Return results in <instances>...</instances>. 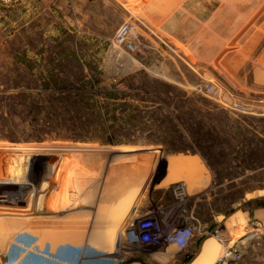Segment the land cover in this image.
Wrapping results in <instances>:
<instances>
[{
	"label": "rangeland",
	"instance_id": "rangeland-1",
	"mask_svg": "<svg viewBox=\"0 0 264 264\" xmlns=\"http://www.w3.org/2000/svg\"><path fill=\"white\" fill-rule=\"evenodd\" d=\"M193 1L0 0V179L28 184L25 207L0 205V264L127 253L124 205L155 191L173 204L179 180L209 188L200 224L231 233L207 236L191 264H222L228 247L264 264V220L251 225L260 208L247 204L264 198V0ZM125 23L134 51L114 40ZM211 35L216 55L194 58Z\"/></svg>",
	"mask_w": 264,
	"mask_h": 264
},
{
	"label": "built area",
	"instance_id": "built-area-1",
	"mask_svg": "<svg viewBox=\"0 0 264 264\" xmlns=\"http://www.w3.org/2000/svg\"><path fill=\"white\" fill-rule=\"evenodd\" d=\"M132 29V24H123L117 30L114 40L118 45L125 42L124 44L134 51L135 43L128 38ZM168 190H170L175 202L165 207L150 209L132 218L123 230V247L130 250L136 247H147L153 249L154 252L166 254L170 247L175 248L174 253L182 251L196 235L214 237L221 245L226 242L221 228L214 230L202 228L194 213L198 199L209 188L189 194L187 184L179 180L169 184ZM248 239L249 237L244 238L240 242L246 243ZM241 257V253L236 249L228 247L223 250L218 262L225 264L231 261L238 264ZM117 264L125 263L119 262Z\"/></svg>",
	"mask_w": 264,
	"mask_h": 264
},
{
	"label": "crops",
	"instance_id": "crops-1",
	"mask_svg": "<svg viewBox=\"0 0 264 264\" xmlns=\"http://www.w3.org/2000/svg\"><path fill=\"white\" fill-rule=\"evenodd\" d=\"M206 1L207 0H194L193 4L195 3L196 5H198L199 3H203ZM210 9L213 11L214 7L211 6ZM211 16L212 15H210L209 17H205V16L204 17H198L194 13L191 20H192V23H194V25H204L212 18ZM261 26L264 27V20H263ZM199 35L202 36L201 34H199ZM263 35H264V33H263ZM215 37L216 36L211 35L210 40L207 41L206 43H200L198 45L195 44L194 50H197V52L194 55V58H196V57L197 58H204V59L213 58V56L216 55V53L218 51V41H219ZM260 39H261V37H260ZM186 46H188V49H190V44H186ZM262 50H264V47ZM198 51L200 52V54ZM168 203H169V201L165 200L164 192L155 191L153 196L152 195L151 196L146 195L144 199H141V201H136V203L134 200L130 199V202L128 204L124 205V208H123L124 215L123 216H127L126 218L130 221L135 216L141 215V214L149 211L150 209L165 207V206H167ZM253 213H254L253 214V220H255V221L250 222V224L251 225H253L254 223H257V224L261 223L262 224L263 220H264V208L254 210ZM234 216H236V215H234ZM240 216H242V220L244 221V227H242V229L245 230V228L248 227L249 224L246 223V221H245L246 217H244L245 215L243 213H240ZM122 218H124V217H122ZM230 218H232V217H230ZM227 219H229V218H227ZM248 220L251 221L250 218H248ZM213 223H215V222L213 221ZM218 224H215L214 227L219 226ZM201 227L204 229H207V230H212V228H213L212 226L208 227L207 224H201ZM219 227H221L222 233H224V234L227 233L228 236L231 235V233L225 229V222L223 223L222 226H219ZM199 237L202 238L201 243H200L199 247H197L196 253H194V254H193L194 248L192 245L193 241H191L190 244L185 249H183L182 251L174 253L173 255H171L169 259L158 257L157 254L159 252H151L152 254H150L149 251L142 250L139 247H136L135 249L130 250V249H127V248L122 246V248H125L126 250H129V251L127 253H121L119 251L118 244L116 243L114 245V252L112 254H110L111 256H109L108 258H105L104 261H100V262L98 259L95 258L93 263L94 264H117L119 262H124L125 264H191L193 262V260L200 253L201 247L203 246L204 242L209 238L207 236H199ZM119 242H121V245H122V239H120ZM84 248H85V245H84L83 249ZM144 252H146V253H144ZM190 254H193L194 258L191 261L186 262L187 257ZM164 259H165V261H164Z\"/></svg>",
	"mask_w": 264,
	"mask_h": 264
},
{
	"label": "water",
	"instance_id": "water-1",
	"mask_svg": "<svg viewBox=\"0 0 264 264\" xmlns=\"http://www.w3.org/2000/svg\"><path fill=\"white\" fill-rule=\"evenodd\" d=\"M22 165L23 166H20V167L26 168L27 173L30 174V171L32 169V162L29 160H22ZM18 175H19V172H18ZM27 186H28L27 183H20L17 180H14L13 182L12 181L5 182L3 179H0V189L6 190L0 193L1 194L0 196H2L0 205L13 207V208L14 207L15 208L25 207L26 206L25 205L26 195L28 192V189H25V187ZM16 200L17 202H15Z\"/></svg>",
	"mask_w": 264,
	"mask_h": 264
},
{
	"label": "trees",
	"instance_id": "trees-1",
	"mask_svg": "<svg viewBox=\"0 0 264 264\" xmlns=\"http://www.w3.org/2000/svg\"><path fill=\"white\" fill-rule=\"evenodd\" d=\"M73 96H74V99L75 100L76 99H79L80 100L81 98H83V96L82 95H79V93H74ZM246 166H249V165H246ZM261 167L263 168V166H261ZM246 168L248 170H252L253 172L258 170L255 166H253V167L249 166V167H246ZM225 178H227V177H225ZM229 181H233V179L232 178H229ZM247 204L248 205H254V208L255 209L256 208H263L264 207V198L251 199V200H249L247 202Z\"/></svg>",
	"mask_w": 264,
	"mask_h": 264
},
{
	"label": "bare ground",
	"instance_id": "bare-ground-1",
	"mask_svg": "<svg viewBox=\"0 0 264 264\" xmlns=\"http://www.w3.org/2000/svg\"><path fill=\"white\" fill-rule=\"evenodd\" d=\"M260 196H264V192H261V193H260Z\"/></svg>",
	"mask_w": 264,
	"mask_h": 264
}]
</instances>
